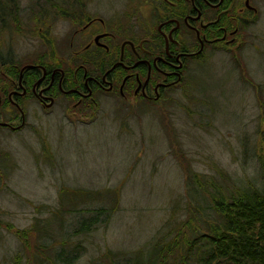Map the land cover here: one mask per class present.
Wrapping results in <instances>:
<instances>
[{
  "label": "rangeland",
  "instance_id": "obj_1",
  "mask_svg": "<svg viewBox=\"0 0 264 264\" xmlns=\"http://www.w3.org/2000/svg\"><path fill=\"white\" fill-rule=\"evenodd\" d=\"M91 1V11L103 14L109 4L120 7L128 0ZM14 3L19 22L7 17L0 25V53L10 52L20 64L52 49L68 54L65 24L49 20L52 27L32 33L30 0ZM254 5L259 15L239 47L238 60L219 53L192 74L196 80L190 89L196 88L184 99L176 94L171 105L142 113L105 104L78 120L69 118L65 106L43 111L28 101L22 129L0 128V167L5 165L0 176V264H15V256L20 264H36V237L29 231L36 218L47 219L58 205L62 186L100 194L95 206H80L87 210L80 217L91 216L89 210L100 206L111 218L75 238L72 230L79 218L57 213L52 220L72 226L61 231L53 225L48 244L54 250L64 245L71 255L81 246L74 264H109L139 250L144 258L141 249L160 247L177 227L185 230L190 178L208 177L209 186L232 189L259 177L264 163V0ZM23 232L29 233L22 247L16 236ZM176 247L168 252L171 264Z\"/></svg>",
  "mask_w": 264,
  "mask_h": 264
},
{
  "label": "flooded vegetation",
  "instance_id": "obj_2",
  "mask_svg": "<svg viewBox=\"0 0 264 264\" xmlns=\"http://www.w3.org/2000/svg\"><path fill=\"white\" fill-rule=\"evenodd\" d=\"M254 2L128 0L99 14L86 0L81 12L58 20L68 31L67 55L51 47L3 77L0 108L6 105L7 116L0 128L22 129L28 101L43 111L65 106L78 120L105 104L142 113L171 105L176 94L184 99L196 88L192 74L219 53L238 60L259 15Z\"/></svg>",
  "mask_w": 264,
  "mask_h": 264
},
{
  "label": "trees",
  "instance_id": "obj_3",
  "mask_svg": "<svg viewBox=\"0 0 264 264\" xmlns=\"http://www.w3.org/2000/svg\"><path fill=\"white\" fill-rule=\"evenodd\" d=\"M85 1L30 0L31 11L27 16L30 31L32 33L36 30L45 31L48 27H52L49 25L51 24L49 20L58 22L60 19L70 17L73 14L71 9L81 12L80 9ZM10 3L12 6L8 5ZM7 17H12L13 21L18 19L19 22V6L14 3V0H7V2L0 0V25L4 24ZM42 39L46 43L47 37ZM5 53H0V82L3 81L4 76H13L17 73L13 66L23 64L12 60L10 52ZM34 62L31 61L28 64ZM5 106L0 108V119L3 120H6L7 116ZM4 166L0 167V176L4 174ZM258 175V178H252L249 181L242 180V183L232 189L228 186H209L205 181L208 177L190 178L189 186H186L187 200L194 204L189 202L188 207L185 208L187 219L182 222L185 230L177 227L173 237L160 247L155 245L151 250L141 249L145 253L144 258L139 255L141 253L139 250L129 258L118 256L110 258L109 264H171L167 262V257H170L168 252L174 245H177L176 250L178 249L179 252L175 255L176 262L172 264H264V163L259 165ZM58 197V205L49 211V217L42 221L36 218L29 231L36 237L34 247L36 264L52 262L53 264H74L81 256V246L75 247L74 254L71 255L65 253L64 245H61L60 250H54L53 246L48 244L47 240L54 237L53 225H57L61 231H64L65 226V231L72 226L70 222L64 224L63 221H54L51 216L62 212L66 213L68 218H79L75 221L73 233L69 232L75 238L94 231L100 223L105 224L111 218V212L100 206L89 210L91 216H79L87 212L86 208H83L84 210L80 208L81 205L91 207L98 204L101 197L98 192L62 186L59 188ZM188 221H194L198 224L197 227L194 228ZM200 229L205 232L201 233ZM29 232L16 236L22 247ZM14 261L15 264H20L19 256H15Z\"/></svg>",
  "mask_w": 264,
  "mask_h": 264
},
{
  "label": "water",
  "instance_id": "obj_4",
  "mask_svg": "<svg viewBox=\"0 0 264 264\" xmlns=\"http://www.w3.org/2000/svg\"><path fill=\"white\" fill-rule=\"evenodd\" d=\"M30 67H31V66H27V67H25L24 69H27V68H30ZM0 125L2 126V125H5V124H0Z\"/></svg>",
  "mask_w": 264,
  "mask_h": 264
}]
</instances>
